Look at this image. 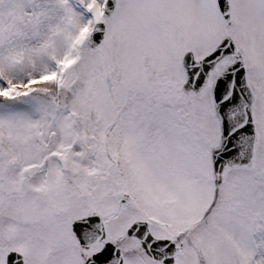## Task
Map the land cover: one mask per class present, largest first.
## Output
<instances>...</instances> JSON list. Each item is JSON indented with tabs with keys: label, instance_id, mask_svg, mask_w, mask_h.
Instances as JSON below:
<instances>
[{
	"label": "snow or ice",
	"instance_id": "snow-or-ice-1",
	"mask_svg": "<svg viewBox=\"0 0 264 264\" xmlns=\"http://www.w3.org/2000/svg\"><path fill=\"white\" fill-rule=\"evenodd\" d=\"M0 264H264V0H0Z\"/></svg>",
	"mask_w": 264,
	"mask_h": 264
}]
</instances>
